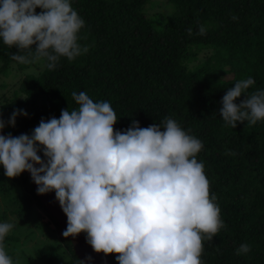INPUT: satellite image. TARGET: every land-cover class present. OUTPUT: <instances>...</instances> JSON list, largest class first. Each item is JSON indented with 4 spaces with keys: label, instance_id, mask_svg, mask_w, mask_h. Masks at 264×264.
I'll use <instances>...</instances> for the list:
<instances>
[{
    "label": "trees",
    "instance_id": "16d2710c",
    "mask_svg": "<svg viewBox=\"0 0 264 264\" xmlns=\"http://www.w3.org/2000/svg\"><path fill=\"white\" fill-rule=\"evenodd\" d=\"M166 2L172 7L168 13L148 15L146 6L154 0H70L85 22L77 42L88 51L72 61L61 57L53 70L44 59H12L20 50L3 44L0 74L13 66L24 72L42 65L38 72H26L13 95L0 104L3 129L13 137L31 136L42 119H59L62 110L78 108L74 91L85 92L94 102H109L117 116L115 131L127 130L133 121L146 128L166 117L175 120L203 144L196 159L204 165L210 197H215L224 225L212 241H203L202 264H264V120L251 126L237 122L234 129L219 113L222 97L240 80H254L246 94L264 91V0ZM200 26L206 29L203 35L197 34ZM243 99L244 94L235 102ZM18 109L38 115H18L13 127L8 122ZM38 155L46 160L42 151ZM4 173L0 164V192L15 191L8 200L17 225H34L54 240L51 230L60 231L58 241L36 250L39 260L81 264L24 173L14 178ZM17 240L14 233L7 234L5 251ZM242 244L250 251L237 255ZM108 255L118 263V254ZM30 260L25 264H33Z\"/></svg>",
    "mask_w": 264,
    "mask_h": 264
},
{
    "label": "clouds",
    "instance_id": "9594fccd",
    "mask_svg": "<svg viewBox=\"0 0 264 264\" xmlns=\"http://www.w3.org/2000/svg\"><path fill=\"white\" fill-rule=\"evenodd\" d=\"M84 23L70 0H0V39L20 50L12 55L20 63L44 59L53 70L61 57L72 61L86 53L87 46L77 42ZM205 31L200 26L197 34ZM253 84L251 77L240 80L222 97L219 113L226 126L264 120V91L246 94ZM72 98L77 109L42 119L31 136L0 135L4 174L14 178L28 171L39 195L54 190L67 216L63 236L85 232L95 252L118 254V264H202L203 241H212L224 226L196 159L202 142L167 117L146 128L133 121L115 131L109 102H94L85 92L74 91ZM18 115L28 114L14 110L8 122L13 127ZM4 127L0 120V131ZM13 227L0 223V264H13L3 246ZM249 251L242 244L236 254Z\"/></svg>",
    "mask_w": 264,
    "mask_h": 264
},
{
    "label": "rangeland",
    "instance_id": "374dc122",
    "mask_svg": "<svg viewBox=\"0 0 264 264\" xmlns=\"http://www.w3.org/2000/svg\"><path fill=\"white\" fill-rule=\"evenodd\" d=\"M154 1L156 2L154 5L146 6V13L148 15H151L155 12L168 13L172 9L170 4H168L166 0ZM2 45L3 41L2 39H0V47ZM41 67L42 65L40 64L39 68L31 67L23 72L19 71L16 66H13L12 68H10L7 74H0V84H3V86H0V104H3L6 99H9L13 95L14 89L18 87L20 79L23 78L26 72H38ZM227 77H230V75H227ZM2 114L7 116L8 113L2 112ZM27 114V117L30 118H36L38 115L35 112L32 113L29 111L27 112ZM14 192L15 191L11 193H8L7 191L0 192V215L5 213V218L1 219L0 223L8 222L13 224L14 227L8 234L10 235L14 233V235L19 239L8 246V249H6L8 251H6V253L13 260V264H25L27 258L31 259L30 261L33 262V264H43V262L36 256V250L45 244L55 242L56 240L58 241L57 238H60V231L51 230L53 231V235L56 239L54 240L53 236L41 235L40 229H36L34 225L29 227L27 225H17L16 221L18 220L12 213L13 202H9L8 200V198H10L11 195L14 194ZM43 220H46V217H43ZM49 227L53 228L54 225L49 222ZM43 231H46V229H43Z\"/></svg>",
    "mask_w": 264,
    "mask_h": 264
},
{
    "label": "water",
    "instance_id": "95a60500",
    "mask_svg": "<svg viewBox=\"0 0 264 264\" xmlns=\"http://www.w3.org/2000/svg\"><path fill=\"white\" fill-rule=\"evenodd\" d=\"M0 135L7 137L9 134L3 129L0 131ZM36 167H39V165H36ZM23 173L29 180L35 195L42 203L47 213L53 217L63 231H65L67 228V216L60 207L59 202L56 200L55 191L53 190L46 194L39 195L37 193L38 186L33 181L31 173L28 171H24ZM68 238L81 264H118L109 255H105L102 252H95L91 245L87 243V234L85 232H81L77 236H69Z\"/></svg>",
    "mask_w": 264,
    "mask_h": 264
}]
</instances>
